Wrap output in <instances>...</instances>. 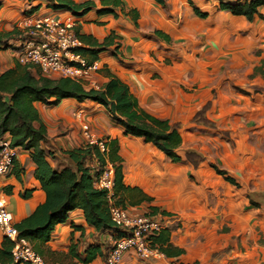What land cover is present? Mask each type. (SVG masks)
<instances>
[{"label":"crops","instance_id":"1","mask_svg":"<svg viewBox=\"0 0 264 264\" xmlns=\"http://www.w3.org/2000/svg\"><path fill=\"white\" fill-rule=\"evenodd\" d=\"M72 1H89L93 8L77 15L54 10L47 0H3L0 33L12 31L31 10L74 20L75 32L87 37L85 49L107 39L110 46L97 54L99 69L85 89H99L110 76L119 79L144 112L177 129L181 142L174 153L182 160L173 162L128 135L99 104L64 99L56 106L35 104L47 129L43 146L52 153L50 165L73 168L64 153L86 143L80 129L87 124L95 138L117 147L123 185L130 189L119 196L123 206L176 221L166 225L163 257L126 255L124 264H264V8L262 19L249 22L220 11L217 0ZM20 44L10 39L0 49V73L16 65ZM17 153L12 169L0 177V195L14 224L45 200L30 152ZM188 153L200 160H187ZM89 167H98L95 159ZM113 234L96 233L75 210L55 227L45 257L54 264H85L74 254L86 245L110 244ZM3 242L0 232V249ZM87 264H104V258Z\"/></svg>","mask_w":264,"mask_h":264},{"label":"trees","instance_id":"2","mask_svg":"<svg viewBox=\"0 0 264 264\" xmlns=\"http://www.w3.org/2000/svg\"><path fill=\"white\" fill-rule=\"evenodd\" d=\"M2 1L0 0V7ZM47 1L51 3L54 10L64 9L77 15L86 14L93 8V4L89 1L82 3H75L72 0ZM154 1L164 5V0ZM217 1L220 11L229 12L234 16H243L249 22H252L255 17L262 19L260 10L264 8V0H241L236 4L228 0ZM28 13L34 12L28 10L24 14ZM195 14L200 17L206 16L198 10H195ZM156 34L161 36L159 32ZM76 35L82 44L87 41V37L77 32ZM15 38H23L16 27L10 32L0 33V49L8 40ZM93 46L96 49H85L82 46L76 50V53L81 55L88 64H92L97 59V54L108 48L110 44L106 39L100 44L95 42ZM86 54L90 55L89 60L85 58ZM64 99H75L80 102L89 100L99 104L128 135L151 143L173 162L182 160L174 153L181 142L177 129L167 121L156 119L144 112L138 106L137 99L128 86L113 76H110L109 81L99 89L86 90L82 81L69 78H46L30 65L16 63L13 68L0 73V139L6 136L12 147L30 152L31 160L35 165L34 177L45 194L44 202L36 207L30 216L14 226L18 237L28 242L32 250L43 259L47 258L44 245L50 240L55 227L65 223L68 215L75 210L82 211L86 223L96 233L110 231L119 234L118 228L110 219V202L124 207L119 196L130 190L123 185L121 159L117 155V147L115 148L113 144L106 143L103 153L95 144L89 143L66 151L64 154L73 168L65 167L58 171L50 165L47 158L52 153L43 146L48 138L47 129L35 104L56 106ZM202 114L201 111L197 117L201 118ZM91 159H95L99 165L109 162L114 166L115 185L111 200L107 198L106 191L98 190L93 185L98 172L97 168L89 167ZM186 159L194 163L200 160L193 153H188ZM217 172L226 176L224 171L217 170ZM226 180L234 182L229 177H226ZM143 199L145 197L142 195L140 200ZM168 236L169 233L164 230L155 238L156 246L158 248L161 246L159 250L163 253H167V249L162 245L168 241ZM106 243L103 246L90 245L86 249V256L82 259L79 255H74L85 264L98 256L105 258L106 251L110 247L108 243L105 246ZM12 246V242L4 238L0 249L1 264H15L11 256Z\"/></svg>","mask_w":264,"mask_h":264},{"label":"built area","instance_id":"3","mask_svg":"<svg viewBox=\"0 0 264 264\" xmlns=\"http://www.w3.org/2000/svg\"><path fill=\"white\" fill-rule=\"evenodd\" d=\"M75 27V21L70 18L61 19L51 14H23L16 25L23 35L21 44L15 51L17 63L32 66L46 78H69L74 81L88 78L99 69L98 63L88 64L76 53L82 43L76 35ZM81 132L86 143L95 144L101 153L105 151L106 141L95 138L87 124L82 125ZM17 149L10 145L8 137L0 139V177L12 169ZM97 172L93 185L98 190L106 191L107 198L111 200L115 185L114 166L109 162L98 164ZM109 214L119 234L111 236L104 264H124L126 255L146 261L164 256L156 246L155 238L166 230L168 223L175 224V220L151 213L133 214L127 208L116 206L112 202ZM14 225L6 208L5 198L0 195V232L13 244L11 256L14 263L53 264L45 261L32 250L28 242L18 237Z\"/></svg>","mask_w":264,"mask_h":264},{"label":"rangeland","instance_id":"4","mask_svg":"<svg viewBox=\"0 0 264 264\" xmlns=\"http://www.w3.org/2000/svg\"><path fill=\"white\" fill-rule=\"evenodd\" d=\"M232 0H228V2H231ZM94 72H97V71H94ZM94 72H92L91 74H93ZM87 79V78H86ZM86 79H83V80H81L82 82H83V84L85 85V83L84 82H89L88 80H86ZM95 82H93L92 83V85H91V87H93V86H95ZM81 127H82V125H81ZM81 130V129H80ZM81 134H82V136H83V133L81 132ZM83 138H84V136H83ZM84 140H85V138H84ZM62 163V160H60L59 161V163ZM108 244L106 243V245L105 246H107ZM90 245H86V246H84V249L80 252V253H78V255L81 257V259L82 258H84L85 256H86V249L89 247ZM47 261H49L48 260V258H45ZM80 258H77V260L79 261V262H81L82 263V260H81Z\"/></svg>","mask_w":264,"mask_h":264}]
</instances>
